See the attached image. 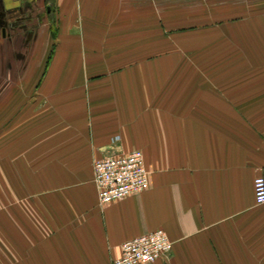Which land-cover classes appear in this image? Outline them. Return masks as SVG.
Returning a JSON list of instances; mask_svg holds the SVG:
<instances>
[{"label":"crops","instance_id":"1","mask_svg":"<svg viewBox=\"0 0 264 264\" xmlns=\"http://www.w3.org/2000/svg\"><path fill=\"white\" fill-rule=\"evenodd\" d=\"M0 264H264V0H0ZM149 185L101 205L94 159Z\"/></svg>","mask_w":264,"mask_h":264},{"label":"built area","instance_id":"2","mask_svg":"<svg viewBox=\"0 0 264 264\" xmlns=\"http://www.w3.org/2000/svg\"><path fill=\"white\" fill-rule=\"evenodd\" d=\"M94 182L101 205L146 189L149 176L143 151L136 148L95 158ZM254 190L256 202L263 203V174L256 175ZM172 247L173 240L165 229L159 227L124 240L120 255L114 257L111 264H153L167 255Z\"/></svg>","mask_w":264,"mask_h":264},{"label":"rangeland","instance_id":"3","mask_svg":"<svg viewBox=\"0 0 264 264\" xmlns=\"http://www.w3.org/2000/svg\"><path fill=\"white\" fill-rule=\"evenodd\" d=\"M4 103H0V107L3 105Z\"/></svg>","mask_w":264,"mask_h":264}]
</instances>
